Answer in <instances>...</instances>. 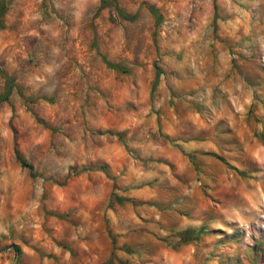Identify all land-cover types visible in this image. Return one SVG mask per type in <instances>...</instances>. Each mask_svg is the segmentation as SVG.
<instances>
[{"label":"rangeland","instance_id":"obj_1","mask_svg":"<svg viewBox=\"0 0 264 264\" xmlns=\"http://www.w3.org/2000/svg\"><path fill=\"white\" fill-rule=\"evenodd\" d=\"M9 84L0 264H264V0H0Z\"/></svg>","mask_w":264,"mask_h":264},{"label":"trees","instance_id":"obj_2","mask_svg":"<svg viewBox=\"0 0 264 264\" xmlns=\"http://www.w3.org/2000/svg\"><path fill=\"white\" fill-rule=\"evenodd\" d=\"M151 10L153 11L152 8H151ZM125 19L131 20V19H133V17L125 16ZM10 90H11V87H10V84H9L5 94L0 95V101L7 100L8 96H9V93H10ZM203 231H204V228H202V227L199 230H190V229H188V230H185L183 232H179L178 233V237H179V239L181 241L186 242V241L191 240L193 237L198 238V236L200 234H202ZM18 251H19L18 248L15 247V252H18Z\"/></svg>","mask_w":264,"mask_h":264}]
</instances>
